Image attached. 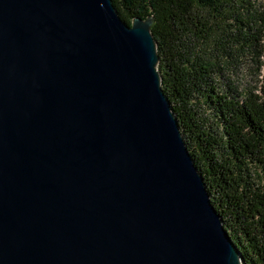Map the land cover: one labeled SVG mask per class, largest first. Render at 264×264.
I'll return each instance as SVG.
<instances>
[{"label":"water","instance_id":"95a60500","mask_svg":"<svg viewBox=\"0 0 264 264\" xmlns=\"http://www.w3.org/2000/svg\"><path fill=\"white\" fill-rule=\"evenodd\" d=\"M153 25L113 0H0V264H243Z\"/></svg>","mask_w":264,"mask_h":264},{"label":"trees","instance_id":"16d2710c","mask_svg":"<svg viewBox=\"0 0 264 264\" xmlns=\"http://www.w3.org/2000/svg\"><path fill=\"white\" fill-rule=\"evenodd\" d=\"M153 16L162 87L211 202L242 252L264 264V0H113Z\"/></svg>","mask_w":264,"mask_h":264},{"label":"rangeland","instance_id":"374dc122","mask_svg":"<svg viewBox=\"0 0 264 264\" xmlns=\"http://www.w3.org/2000/svg\"><path fill=\"white\" fill-rule=\"evenodd\" d=\"M263 182H264V180H263Z\"/></svg>","mask_w":264,"mask_h":264}]
</instances>
